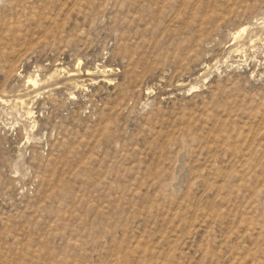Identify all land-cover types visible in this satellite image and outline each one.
I'll return each mask as SVG.
<instances>
[{"label":"rangeland","instance_id":"1","mask_svg":"<svg viewBox=\"0 0 264 264\" xmlns=\"http://www.w3.org/2000/svg\"><path fill=\"white\" fill-rule=\"evenodd\" d=\"M0 264H264V0H0Z\"/></svg>","mask_w":264,"mask_h":264}]
</instances>
